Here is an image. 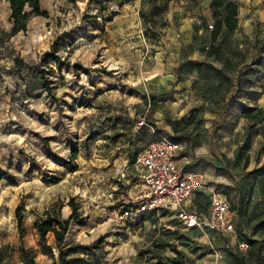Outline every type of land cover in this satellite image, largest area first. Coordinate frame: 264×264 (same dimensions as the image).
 <instances>
[{
    "label": "rangeland",
    "instance_id": "374dc122",
    "mask_svg": "<svg viewBox=\"0 0 264 264\" xmlns=\"http://www.w3.org/2000/svg\"><path fill=\"white\" fill-rule=\"evenodd\" d=\"M234 1L238 29L221 33L216 58L213 0H42L48 16L17 35L0 0V264H23L21 246L35 264H60L34 222L57 204L68 220L70 200L82 216L66 237L71 264H232L245 235L264 241V176L251 175L264 165V0ZM160 136L208 150L206 179L231 202L234 232H187L169 212L119 227L95 208L138 189L137 158Z\"/></svg>",
    "mask_w": 264,
    "mask_h": 264
},
{
    "label": "built area",
    "instance_id": "2783aa9c",
    "mask_svg": "<svg viewBox=\"0 0 264 264\" xmlns=\"http://www.w3.org/2000/svg\"><path fill=\"white\" fill-rule=\"evenodd\" d=\"M116 6L115 11H119ZM145 121H140L144 126ZM182 150L179 142L160 136L151 142L137 158L143 170V184L132 195L128 194L116 206L94 202L99 213L123 227L131 223L135 214L146 215L169 212L184 231L227 234L235 231L232 204L221 192L211 186L205 174L187 169L179 161ZM205 193L209 200V217L198 210L186 208V203L196 194ZM242 252L249 250L246 241L238 243Z\"/></svg>",
    "mask_w": 264,
    "mask_h": 264
},
{
    "label": "trees",
    "instance_id": "16d2710c",
    "mask_svg": "<svg viewBox=\"0 0 264 264\" xmlns=\"http://www.w3.org/2000/svg\"><path fill=\"white\" fill-rule=\"evenodd\" d=\"M10 8V17L13 23L12 32L17 35L20 32H26L28 24L33 17L44 16L47 17L48 14L43 12L41 7L42 0H6ZM212 6L214 9V17L216 19L214 28L211 33V51L214 53L216 58L220 56L219 48L215 47V43L219 39L221 33L226 31L227 33H234L238 29L239 25V5L234 0H213ZM58 44L53 46L55 53L58 52ZM58 61L56 58H51ZM189 65H193V68L197 71H203L210 67L207 62L193 63L189 62ZM43 81L44 89L51 94L52 88L45 78H41ZM80 107H88V102L85 99H81L77 102ZM76 151H73V157H76ZM252 176L257 178L264 176V165L257 170L251 172ZM70 207L73 212L68 220L62 218L59 212L62 205H55L51 210H46L42 216H40L34 222V229L40 238V243L47 249L48 253L54 257V249L58 252V257L60 259V264H71L68 259V255L72 247L65 248L67 246L66 237L70 231L71 222L74 220H80L82 216L78 212V205L70 200ZM233 209V207H232ZM25 208L18 207L16 209V218L18 224V230L20 232V237L26 234V228L24 225L25 218ZM233 211V210H232ZM45 217V218H44ZM52 235L55 242V247L48 245L47 238ZM246 241L249 245V250L245 255L235 252L233 250H227V255L231 259L232 264H248V259L253 260L255 264H264V241L261 239H253L248 235L241 238L239 242ZM238 246V244H237ZM20 252L23 257V264H35L36 252L28 251L24 246L20 247ZM180 254L179 252H177ZM2 262L0 254V263Z\"/></svg>",
    "mask_w": 264,
    "mask_h": 264
},
{
    "label": "crops",
    "instance_id": "0c3cea01",
    "mask_svg": "<svg viewBox=\"0 0 264 264\" xmlns=\"http://www.w3.org/2000/svg\"><path fill=\"white\" fill-rule=\"evenodd\" d=\"M130 103H132L131 100H130ZM171 135H174V133H172ZM176 142H178V141H176ZM179 143H180L181 148H182V150L178 154L180 163L182 165H184L185 167H187V169H189V170L199 171V172H202L203 174H205V176L207 178L210 177V175L212 174L211 166L206 164V163H203V159L208 154V150L207 149H203V150L199 151L200 149H197V147H193L192 149L188 150L187 148H188L189 145L186 142V140L184 138H182V137L179 139ZM185 148L187 149V151H184ZM90 164H93L91 159L88 160L87 167H89ZM142 184H143V176H142V181H141L140 185L138 186V189H139L140 186H142ZM135 192L128 193V194L132 195ZM198 194H200V193H198ZM198 194H196L193 199L189 200L185 204L187 209L197 210V207L195 206L194 201L197 199V197H198L197 195ZM112 196H113V194L109 196L111 198H106L104 195H102V196L98 197V200L93 199V202L100 201V202L103 203V199L105 198L104 202H109L108 204H111V203H117L121 199L124 198V196H120V198H118L117 200L111 201L109 199H112Z\"/></svg>",
    "mask_w": 264,
    "mask_h": 264
}]
</instances>
